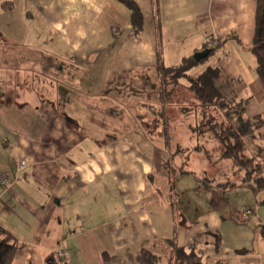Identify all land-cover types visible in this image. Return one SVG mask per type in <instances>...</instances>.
I'll return each instance as SVG.
<instances>
[{"label": "crops", "instance_id": "obj_1", "mask_svg": "<svg viewBox=\"0 0 264 264\" xmlns=\"http://www.w3.org/2000/svg\"><path fill=\"white\" fill-rule=\"evenodd\" d=\"M136 1L139 39L120 0H0V223L21 244L13 264H168L193 241L204 264H264L262 220L204 207L199 176L179 163L192 151L176 160L171 134L144 124L146 102L161 103L159 56L176 64L227 37V63L194 72L247 80L258 0Z\"/></svg>", "mask_w": 264, "mask_h": 264}, {"label": "trees", "instance_id": "obj_2", "mask_svg": "<svg viewBox=\"0 0 264 264\" xmlns=\"http://www.w3.org/2000/svg\"><path fill=\"white\" fill-rule=\"evenodd\" d=\"M120 1L131 10L133 35L139 39L144 25V12L136 0ZM226 39L222 38L221 42ZM221 42L210 47L209 55L221 46ZM250 49L256 57V75L249 81L245 95L232 88L230 80L221 79L219 65L207 64L194 72V68L205 57L197 60L193 54L184 56L176 64H166L159 56V94L163 105L171 104L177 87L189 89L202 114L201 120L197 119L190 124L195 139L205 140L209 135V138L220 141L219 159L230 158L235 169L243 173V183L253 180L258 188L264 189V113L250 115L247 111L252 97L264 100V0H258L256 27ZM181 109L187 113L185 106ZM192 113L196 115L195 110ZM157 124L156 121L155 126L149 128L150 131L166 136L167 123L163 128L165 130ZM179 147L177 145L175 152L192 148L198 151L202 149V144L198 142L195 146ZM191 243L190 246L176 244L168 264H204V254L199 244L196 241ZM20 247L17 237L0 223V264H13ZM143 255L148 262H155L159 258V255L147 248L143 249Z\"/></svg>", "mask_w": 264, "mask_h": 264}, {"label": "rangeland", "instance_id": "obj_3", "mask_svg": "<svg viewBox=\"0 0 264 264\" xmlns=\"http://www.w3.org/2000/svg\"><path fill=\"white\" fill-rule=\"evenodd\" d=\"M206 62H218L224 65V63H227V57L222 55V48H219L215 53L206 56L200 64H205ZM251 62L252 64H250L251 67L249 68V63ZM241 66L243 70H245V66L247 68V80H245L244 77V80L240 81L236 79L231 83L249 86L251 78H248V71L256 70L255 61L247 58V64L245 62V66L244 64H241ZM194 70H197L196 67ZM241 92L244 95L246 94L244 93L246 90H241L239 93ZM183 106L187 109L186 114L181 109ZM146 108L150 116V118L144 122L146 128H152L157 121V125L163 129L167 123L168 126L165 128L173 138L172 147L176 160L180 158L179 153H181L175 152L177 148V144H175L176 141L181 143V148L182 146L188 145L195 146L198 142L202 144L201 150L193 151L192 149L194 148H192L189 152L184 151L186 154L192 151V155L190 158H182L179 163L182 166L185 165L184 168L190 170L191 173L195 174L197 177L199 176L198 178L201 180L199 182L203 190L201 195H199V193L198 196H196L204 207H217L228 217L227 220H262L264 223V189L258 188L253 180L243 183L241 181L243 173L235 169L233 161L230 158L219 159L220 141L211 136V138H209V135L205 140H196L193 136L190 130V124L194 123L197 119L201 120L202 114L201 108H197L196 100L189 89L183 86L179 87V89L177 87L171 104L163 105L161 102L153 106V104H147L146 102ZM193 110L196 111V115L192 113ZM221 118L222 116H220V119ZM179 151L183 150L179 149ZM189 178L187 185H194L191 184V182L194 183L195 179L193 177ZM173 183L172 181V186H174ZM165 197H168V195L166 194ZM186 197L190 199L189 197L192 196L188 192ZM245 208L252 209V212L247 213ZM175 218L178 219L177 216H175ZM175 218L173 220H176Z\"/></svg>", "mask_w": 264, "mask_h": 264}, {"label": "water", "instance_id": "obj_4", "mask_svg": "<svg viewBox=\"0 0 264 264\" xmlns=\"http://www.w3.org/2000/svg\"><path fill=\"white\" fill-rule=\"evenodd\" d=\"M211 52V48L210 47H206L204 49H200V50H197L194 52V57L197 59V60H200L206 56H208Z\"/></svg>", "mask_w": 264, "mask_h": 264}, {"label": "built area", "instance_id": "obj_5", "mask_svg": "<svg viewBox=\"0 0 264 264\" xmlns=\"http://www.w3.org/2000/svg\"><path fill=\"white\" fill-rule=\"evenodd\" d=\"M25 165H26V160H25V159H21V160H20V165H19L20 168H23ZM7 178H8L7 176L2 175V176L0 177V182H2V183L6 182V181H7ZM246 211H247V213H251V212H252V209L247 208ZM60 254H61V255H65V252H64V251H61Z\"/></svg>", "mask_w": 264, "mask_h": 264}]
</instances>
